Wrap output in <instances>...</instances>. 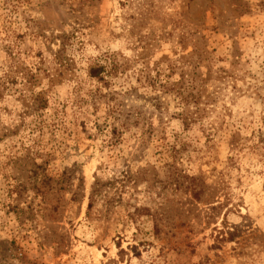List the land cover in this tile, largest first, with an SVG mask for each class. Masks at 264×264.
Here are the masks:
<instances>
[{
    "label": "rangeland",
    "instance_id": "obj_1",
    "mask_svg": "<svg viewBox=\"0 0 264 264\" xmlns=\"http://www.w3.org/2000/svg\"><path fill=\"white\" fill-rule=\"evenodd\" d=\"M0 264H264V0H0Z\"/></svg>",
    "mask_w": 264,
    "mask_h": 264
},
{
    "label": "trees",
    "instance_id": "obj_2",
    "mask_svg": "<svg viewBox=\"0 0 264 264\" xmlns=\"http://www.w3.org/2000/svg\"><path fill=\"white\" fill-rule=\"evenodd\" d=\"M102 67H99L98 69L97 68H93L92 69V71H91V76H94V77H97V78H101L102 76H101V73H102ZM180 85V84H179ZM162 88H163V90H165V92H169V91H172L173 90V86L172 87H168V85L167 84H162ZM177 94L178 95H183V92L182 91H179V92H177ZM190 96L191 97H197V94H195L194 92H190ZM35 97H42V92H39ZM187 101H188V99H186ZM198 100L199 99H195V101H194V103H198ZM183 115V114H182ZM123 116V115H122ZM184 116V115H183ZM189 117H185L184 116V119H188ZM129 120H130V117H129V115H126V116H124V119H120L119 120V122H121V127H124V126H126L127 124H128V122H129ZM187 122V121H186ZM114 130H116V131H118V129H117V126L116 125H114ZM233 144H235V143H233Z\"/></svg>",
    "mask_w": 264,
    "mask_h": 264
}]
</instances>
